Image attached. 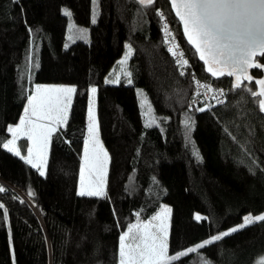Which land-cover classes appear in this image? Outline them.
Returning a JSON list of instances; mask_svg holds the SVG:
<instances>
[{
    "label": "trees",
    "instance_id": "obj_1",
    "mask_svg": "<svg viewBox=\"0 0 264 264\" xmlns=\"http://www.w3.org/2000/svg\"><path fill=\"white\" fill-rule=\"evenodd\" d=\"M63 8L77 28L88 29V42L64 47ZM158 10L184 50L185 69L167 51ZM126 44L131 75L107 84ZM257 61L264 65V57ZM262 71H249L254 80L244 84L256 91ZM192 73L223 89L224 102L190 109ZM233 82L206 71L167 0L153 6L98 0L95 23L92 0H0V139L12 138L7 128L19 123L33 85L76 88L67 123L50 138L44 176L0 144V186L6 189L0 204L7 209V219L0 209V264H118L119 238L128 225L150 220L162 206L171 209L169 256L246 215L264 213V112L259 97L232 88ZM92 87L110 158L100 197L77 193ZM17 147L27 155V137H19ZM261 258L264 221H257L168 264H258Z\"/></svg>",
    "mask_w": 264,
    "mask_h": 264
},
{
    "label": "snow or ice",
    "instance_id": "obj_2",
    "mask_svg": "<svg viewBox=\"0 0 264 264\" xmlns=\"http://www.w3.org/2000/svg\"><path fill=\"white\" fill-rule=\"evenodd\" d=\"M95 3V0H93ZM141 6H153L156 0H138ZM170 8L174 10L175 16L179 18L183 26V35L187 42L194 48L199 59L207 65V72L212 77H234L232 88H246L252 97H259L258 106L264 112V78L255 79L257 90L248 88L244 82L252 83L254 77L249 74L252 68L264 70V65L257 61V57H264V0H170ZM64 14L71 13L65 9ZM162 19L164 13L160 12ZM95 23V16L93 17ZM165 39L175 41V36L169 31L168 24L164 25ZM71 39V37H69ZM121 64L127 62L132 54L131 45ZM178 44H171L168 51L177 57L176 63L182 68L188 65V60L183 59V52H178ZM128 76L131 73H126ZM183 75V72L181 73ZM264 77V71L261 72ZM195 80V77L193 76ZM110 83H118L119 76ZM128 83H131L129 79ZM197 87L223 95V89H213L209 84H202L195 80ZM93 100L90 101L88 111V136L84 147V163L90 173H95L96 180L84 181V167L81 168V182L78 191L79 196H104L106 195V176L109 156L98 139V123L93 112L94 96L97 92L95 87L90 89ZM76 92L75 87L65 86H42L36 85L35 93L28 97V107L24 110V116L15 126H9L7 131L12 138L5 143L0 139L9 152H13L28 165L40 170L41 176L45 175L47 165V150L50 138L58 130L60 125L67 123L68 110L72 95ZM200 93L197 92V95ZM214 99L217 97L214 95ZM222 103V101H220ZM195 103V101H193ZM198 111H205L201 107ZM35 118V119H34ZM48 121V123H37V121ZM155 123L152 120L146 123L151 127ZM185 126L191 131V125L186 119ZM21 136L32 141L33 147L27 149V155H22L17 147V139ZM91 145V148H90ZM195 155L199 157V153ZM6 189L0 186V192ZM29 195H32L30 192ZM4 218L7 219V209L0 204ZM171 209L165 206L153 220L159 221L153 224L152 220L144 223L130 224L127 231L119 238L118 264H168L169 261L196 253L215 241H220L230 233L237 232L245 226L256 221H264V215H247L243 217V223L229 231L212 236L210 239L189 247L186 251L175 255H168V225L167 220ZM140 214L137 213V216ZM196 220L202 217L196 215ZM155 229V231L153 230ZM259 264H264L262 258Z\"/></svg>",
    "mask_w": 264,
    "mask_h": 264
},
{
    "label": "rangeland",
    "instance_id": "obj_3",
    "mask_svg": "<svg viewBox=\"0 0 264 264\" xmlns=\"http://www.w3.org/2000/svg\"><path fill=\"white\" fill-rule=\"evenodd\" d=\"M97 6H98V0H95V3L93 2L92 0V21H93V17L95 16V20H96V17H97ZM67 9V8H63L62 9V13L64 14V10ZM68 10V9H67ZM69 11V10H68ZM70 12V11H69ZM65 15V14H64ZM66 16V15H65ZM68 17V24H67V32H66V36H65V41H64V47H68L70 44L74 43L75 41H83V42H88L89 40V34H88V29L87 28H81V27H76V25L73 23V21L71 20V15L70 16H66ZM93 23V22H92ZM69 37H71V39H69ZM128 44L125 45L124 47V53L122 55V57L118 60V63L117 65L110 71L109 73V76L106 77L105 79V82L107 84H113V85H116L118 83H110L109 81H112L110 80V76L111 74L116 70V73L117 76H119V81L121 79V77H123L126 73H128V62H129V59L130 57L127 59V62L124 63V64H121L120 62L124 60L125 58V54L127 53L128 51V48H127ZM132 55V54H131ZM116 76V77H117ZM115 80V79H114ZM36 85H42V86H65V87H74L72 85H67V84H35L33 85L32 89H31V93L30 95H33L35 93V88H36ZM29 95V96H30ZM138 96H141L140 94V89H138ZM72 98H73V95H72ZM72 98H71V102H72ZM93 100V95L91 93V91H89V98H88V106H87V115H86V126H87V129H86V137H85V140H84V143H83V148H82V156H81V168L82 166L84 167V181L85 183L87 184L89 179L91 180H96L98 177L96 176L95 173H90L88 167L85 165L84 163V159H83V156H84V147H85V141L89 139V136H88V124H89V118H88V111H89V104H90V101ZM71 105V104H70ZM28 107V101L26 103V106L25 108ZM141 109L142 111H144V108L142 106V103H141ZM93 112H94V116H95V120L97 122V116H96V93H95V96H94V104H93ZM68 113H69V110H68ZM24 116V114H23ZM22 116V117H23ZM35 119V118H34ZM37 123H48V121H37ZM98 123V122H97ZM65 125V124H64ZM64 125H60V127H63ZM16 126V125H15ZM15 126H12V127H15ZM22 137V136H21ZM98 139H99V142L100 144L103 145L101 139H100V135H99V131H98ZM50 143V142H49ZM33 147V144H32V141L28 139V148H32ZM90 148H91V145H90ZM103 148L104 150L105 147L103 145ZM48 151H49V145H48V150H47V157H48ZM107 151V150H106ZM108 153V152H107ZM109 156V155H108ZM31 166V165H30ZM108 166H109V162L107 164V171H108ZM32 167V166H31ZM36 169V168H35ZM38 170V169H36ZM38 172H40V170H38ZM107 177V176H106ZM80 182H81V169H80V177H79V183H78V190H77V193L79 191V187H80ZM165 206H162L159 210V212L157 214H159L161 212V210L164 208ZM156 214V215H157ZM155 215V216H156ZM260 215H264V213L260 214ZM154 216V217H155ZM247 216V215H246ZM152 220V223L153 224H158L159 221L157 220H153L152 218L150 219ZM257 222V221H256ZM243 223V219L241 221V223H239L238 225L234 226V227H237L239 225H241ZM167 225H168V229H169V217H168V220H167ZM233 228V227H232ZM231 229V228H230ZM230 229L226 230V231H229ZM155 231V229H153ZM225 232V231H224ZM231 234V233H230ZM210 239V238H209ZM262 259V258H261ZM260 259V260H261ZM260 260L258 261V264L260 262Z\"/></svg>",
    "mask_w": 264,
    "mask_h": 264
},
{
    "label": "built area",
    "instance_id": "obj_4",
    "mask_svg": "<svg viewBox=\"0 0 264 264\" xmlns=\"http://www.w3.org/2000/svg\"><path fill=\"white\" fill-rule=\"evenodd\" d=\"M157 12L160 13L159 10ZM160 18H161V16H160ZM165 23L168 24V28H169V31L171 33H172V29H171V26H170L169 22L166 19H162L161 18V20H160L161 34H162L163 39L165 41V44H166V47H167V51H168L169 46L171 44L175 43V44L179 45V48L176 49V50L178 52H183V54H184V50H183L180 42L176 38H175L174 42L170 38L167 39V40L165 39V31H164ZM168 53L175 61L177 60V57L173 56L172 53H170L169 51H168ZM183 59H186L185 54L183 55ZM187 66L188 65L184 66L183 68L180 66V68L185 69ZM193 76L195 77V80L200 81L202 84H207L206 82L200 80L194 73H192V83H193L194 90H193V94H192V97H191V100H190V103H189V108L190 109H199L201 107L206 109V108H208V107H210L212 105L221 104L220 101H222V103L224 102V95H220L218 92L214 93L212 91H208L205 88L197 87L196 84H195V80L193 79ZM197 92H199L200 94L197 95ZM214 95L217 97V99L213 98ZM193 101H195V103H193Z\"/></svg>",
    "mask_w": 264,
    "mask_h": 264
},
{
    "label": "water",
    "instance_id": "obj_5",
    "mask_svg": "<svg viewBox=\"0 0 264 264\" xmlns=\"http://www.w3.org/2000/svg\"><path fill=\"white\" fill-rule=\"evenodd\" d=\"M167 1H168V4H169V7H170V0H167ZM170 10H171V13H172L174 19L178 22V24H179V26L181 28L182 34H183V26H182L181 22L179 21V18L175 16L174 10H172L171 8H170ZM183 38H184V41L187 44V46L195 53V55H196L197 59L199 60V62L205 67V69H207V65H205L204 62L199 59L198 54L195 52L194 48L187 42L186 37L184 35H183ZM259 58H261V57L258 56L256 59H259ZM254 69H256V68H252L249 71L254 70Z\"/></svg>",
    "mask_w": 264,
    "mask_h": 264
}]
</instances>
